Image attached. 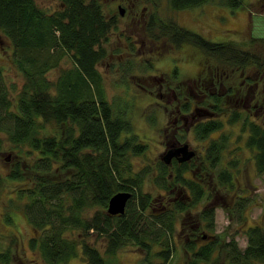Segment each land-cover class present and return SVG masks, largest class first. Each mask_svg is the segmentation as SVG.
I'll return each mask as SVG.
<instances>
[{
  "label": "trees",
  "instance_id": "obj_1",
  "mask_svg": "<svg viewBox=\"0 0 264 264\" xmlns=\"http://www.w3.org/2000/svg\"><path fill=\"white\" fill-rule=\"evenodd\" d=\"M57 1L60 6L48 13L35 0H0V134L5 137H0V151L6 142L19 158L9 174L0 177V194L5 180L29 179L27 187L16 188L10 197L4 223L12 222L15 211L22 214L35 230L28 246L38 251L43 264H67L78 248L85 264H108L105 257L116 255L130 242L145 251L142 261L147 264L153 258L159 260L154 264H169L177 251L175 233L181 213L197 208L211 193L194 179L180 177L185 165L176 167L174 178L168 177V167L161 162H157L156 174L148 165L133 170L132 159L145 156L149 145L133 132L125 109L107 100L96 67L106 55L103 43L117 26L115 15H105L100 0ZM166 2L172 11L207 3L243 6L242 0ZM154 5L153 15L143 25L150 41L164 40L175 48L190 45L233 68L252 66L264 75V38L250 35L246 45L235 40L210 41L180 26L174 17L160 16L158 2ZM3 44L11 47L8 60L24 79L20 87L5 74ZM66 56L71 67L62 68L55 80L49 79L47 73L60 67ZM236 123L240 124L235 141L244 139L237 150H248L257 174H264V125L239 112L227 121L228 125ZM49 124L58 130L48 131ZM223 127V122H213L195 134L206 138L218 130L201 166L215 173L218 188L229 191L231 170L239 161L232 158L227 163L230 167L221 162L222 150L234 134ZM147 181L162 190L179 183L189 190L190 199L163 211L149 210L151 196L144 191ZM121 191L130 192L131 198L123 214L110 216L108 200ZM248 201L236 196L234 213L240 221L246 220ZM199 218V237L183 244L186 264H264V209L261 221L244 230V249L234 237L219 244L220 237L208 233L214 226L213 207L200 210ZM91 233L107 238L105 254L85 239ZM10 242L0 241V264H12Z\"/></svg>",
  "mask_w": 264,
  "mask_h": 264
},
{
  "label": "rangeland",
  "instance_id": "obj_2",
  "mask_svg": "<svg viewBox=\"0 0 264 264\" xmlns=\"http://www.w3.org/2000/svg\"><path fill=\"white\" fill-rule=\"evenodd\" d=\"M155 1L159 4L158 14L160 16L174 17L180 26L202 35L207 40L214 42L235 40L246 45L249 42L250 35L264 38V0H242L243 6L238 8L207 3L181 11H172L167 7L166 0H100L105 15H115L117 21L116 28L109 32L107 41L103 43L106 55L96 66L102 76L105 96L113 107L125 109V116L132 122L133 132L149 145L145 156H135L132 159L134 171L147 165L148 168L155 170L156 165L154 167V162L159 151L163 150L162 144L171 139L168 125L173 119L175 105L170 104L168 100L171 97L168 94L170 91L160 87L162 78H166L167 82L173 86L179 84L183 89V95H188L192 82L202 73L203 67L218 65L227 70L228 73L230 72V67H227L226 64L224 65L210 56L201 55L199 49L193 46L185 45L181 48H174L164 40L156 44L150 41L143 28V22L131 20L128 6L131 2H135L138 3L139 11L145 7L144 18H146L148 14L155 10ZM35 2L48 13L60 6L57 0H35ZM118 3L127 9V13L122 16L119 14ZM1 46L7 79L10 82H15L17 87H20L24 79L7 57L12 49L5 44ZM155 52H157V55H155ZM175 64L178 65L179 77L174 79L169 76L171 67H174ZM68 67H71V61L66 56L62 60L61 66L50 70L47 77L55 80L61 69ZM251 68L248 74L254 76L257 69L255 67ZM234 78L237 83L242 80L240 74ZM180 81H183V83ZM230 81V79L227 80V82ZM158 91L164 92L162 99L156 97L155 94ZM229 109L227 111H230ZM231 127H233L234 134L230 132V137L231 142H234L239 124L229 128ZM227 128L225 126L224 131ZM47 130L55 131L58 128L53 124H49ZM213 136H216V134H213ZM0 137L3 140L5 138L1 134ZM188 140L193 147L199 148L198 140L190 132L188 133ZM243 142L244 139L242 138L238 144L236 142L230 143L229 147L234 149L239 145L243 146ZM241 154L242 152L239 150L236 151L235 158L238 159L239 163L235 169L231 170L233 184L228 185L229 191L226 188H218L217 178L213 172L210 173V176L207 174L205 179L202 180L201 185H204L206 192L211 194L206 201L198 204L197 208L181 214L180 219L177 221L175 233L177 251L169 264L185 263L187 254L183 249V244L188 242L190 237L196 238L202 232L199 227L193 230V225L200 222L199 211L204 206L214 208V226L212 230H208V233L220 237L218 238L219 244L234 237L238 247L240 249L245 248L247 239L244 230L247 226L257 224L262 219L264 174H257L252 154L249 151H246L244 155ZM18 159L16 151L11 150L10 146L4 142V148L0 151V177H6L14 162ZM224 166H228V164L226 163ZM156 172L155 170V174ZM55 175L54 177L62 176L60 174ZM28 182V176L23 182L5 180L0 194V241L10 242L12 240L10 242L13 250L12 264H43L38 251L30 249L28 246V240L34 236L35 230L22 214L15 211V214L12 215V222L9 224L4 223L3 220L4 209H9V199L15 194V189L27 187ZM174 187L175 185L169 186V192H167L157 188L153 182L149 183L147 181L144 185V191L151 196L149 210L159 212L169 209L171 205L166 204V202L175 196V192H171ZM161 194H167L165 199H160ZM237 195L247 197L249 200L244 213L246 216L245 221H240L234 213L235 205L233 204ZM163 201L164 204H162ZM73 236L74 234L71 237ZM85 239L90 244L96 245L104 253L107 244L105 236L97 237L94 233H91ZM145 255L143 249L130 242L116 255L110 258L105 257V259L109 261L108 264H147L142 261ZM158 261L157 258H153L152 264ZM67 264H85L80 248L77 249V254ZM215 264H219V261Z\"/></svg>",
  "mask_w": 264,
  "mask_h": 264
},
{
  "label": "flooded vegetation",
  "instance_id": "obj_3",
  "mask_svg": "<svg viewBox=\"0 0 264 264\" xmlns=\"http://www.w3.org/2000/svg\"><path fill=\"white\" fill-rule=\"evenodd\" d=\"M117 6L121 16L127 13L126 7H123L120 3H118ZM128 7L131 20H137L138 22L142 21L143 25L149 17L153 15L152 12L144 18L145 7L139 11L138 3L135 2H131ZM120 8L123 9L122 14L120 12ZM183 46L185 45L178 48ZM155 55H157V52H155ZM223 64L225 65V63ZM226 66L230 67L229 73L227 70L222 69L223 67L218 65H209L205 68L203 67L202 73H200L192 82L188 95H183V89H181L179 84L173 86L167 82L166 78H162L160 87H164L170 91L168 94H170L171 97L168 100L170 101V104L175 105V112L172 121L168 125V127H170L171 139L162 144L163 150L159 151L156 157L157 159L154 162V167L155 165L157 167V162H161L166 165L168 167L169 178H174V176H176V167L182 168L183 165H185L186 168L184 171L180 172V177L182 179L183 177H190L192 179L196 178L195 181L201 185L205 176L207 174L210 176L209 172L202 170L203 168L201 164L205 162L207 157H209L208 147L210 145V141L213 140L214 137H217L219 132L218 130H214L211 131L206 138H201L195 134L197 129H202L213 122L221 121L223 122L224 127H228V131L233 128H229L233 125H228L227 121L235 112H239L240 114L247 116L249 120H253L264 125V75L259 74V70H257L254 76L249 75L248 72L252 69V66L241 68H233L229 65ZM177 68V64H175L174 67H171L170 78L172 77L175 79L179 77ZM236 74H240L242 79L239 83L235 82L236 79L234 77H237ZM228 79L231 81L227 82ZM180 82L183 83V81ZM155 95L156 97L162 99L164 92L158 91ZM227 109L230 111H227ZM237 124L240 123H236L234 125ZM189 132L192 133V135L198 140L199 148L193 147L191 143L188 142ZM213 134H216V136H213ZM229 139L228 145L230 143L233 144L236 142L238 144L240 142H231V137ZM185 144L187 145L188 150L193 151L194 155L189 160L182 161V154L176 153V150ZM236 151L237 148L232 149L229 146L225 147L220 155L221 162L223 164L228 163L236 156ZM168 152H172L173 155L167 163L163 160V157ZM245 152L246 151H243L241 155H244ZM197 176H199V178ZM203 188L205 189L204 185ZM164 191L169 192V189ZM173 191L175 192V196L172 197L171 200L169 199L166 204L172 205L175 202L187 203L190 199L189 190L179 183L171 190V192ZM166 196L167 194H161L160 199L163 200ZM162 204H164V201ZM199 226L200 224L193 225V230L197 229ZM198 237L199 235L196 236V238Z\"/></svg>",
  "mask_w": 264,
  "mask_h": 264
},
{
  "label": "water",
  "instance_id": "obj_4",
  "mask_svg": "<svg viewBox=\"0 0 264 264\" xmlns=\"http://www.w3.org/2000/svg\"><path fill=\"white\" fill-rule=\"evenodd\" d=\"M121 14L123 13V9L120 8ZM176 153L182 154V161L189 160L193 155V151H190L187 149V145H182V147L178 148L176 150ZM173 155L172 152H168L166 155H164L163 160L165 162H169V159ZM131 198V193L126 191H121L113 194L110 199L108 200L107 207H106V213L110 216L115 215H121L125 211V207L127 204V201ZM202 239H206L207 235L202 234Z\"/></svg>",
  "mask_w": 264,
  "mask_h": 264
}]
</instances>
